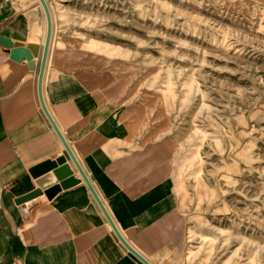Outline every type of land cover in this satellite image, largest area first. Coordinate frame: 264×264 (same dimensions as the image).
<instances>
[{
  "label": "crops",
  "instance_id": "1",
  "mask_svg": "<svg viewBox=\"0 0 264 264\" xmlns=\"http://www.w3.org/2000/svg\"><path fill=\"white\" fill-rule=\"evenodd\" d=\"M47 3L44 104L112 222L40 100L48 35L41 1L0 0V264H145L114 227L147 263L188 264L187 219L172 181L180 139L157 136L152 120H144L145 104H131L126 92L108 86L101 60L78 40L57 38L59 14ZM21 48L34 68L12 58ZM62 156L80 182L50 198L41 181H60L54 170L36 172Z\"/></svg>",
  "mask_w": 264,
  "mask_h": 264
},
{
  "label": "rangeland",
  "instance_id": "2",
  "mask_svg": "<svg viewBox=\"0 0 264 264\" xmlns=\"http://www.w3.org/2000/svg\"><path fill=\"white\" fill-rule=\"evenodd\" d=\"M47 1L57 38L180 139L187 263L264 264V0Z\"/></svg>",
  "mask_w": 264,
  "mask_h": 264
},
{
  "label": "water",
  "instance_id": "3",
  "mask_svg": "<svg viewBox=\"0 0 264 264\" xmlns=\"http://www.w3.org/2000/svg\"><path fill=\"white\" fill-rule=\"evenodd\" d=\"M40 1H41L42 5H43V7L45 9V12H46V15H47V19H48V35H47V40H46V45H45L42 65H41L40 81H39V83H40V87H39L40 100H41L42 106H43L46 114L48 115L53 127L55 128L57 134L59 135L60 139L62 140L69 157L71 158V160L75 164L76 168L80 172L82 178L88 184V186L91 189V191H92L93 195L95 196L96 200L98 201V203L103 208L105 214L107 215V218L109 219L110 222H112V220L110 219V217L107 214L106 210L104 209V206L102 205L98 195L96 194L94 188L92 187L90 181L88 180L87 176L85 175L84 171L82 170L81 166L79 165L75 155L73 154L71 148L69 147L67 141L63 137L62 133L60 132L59 128L57 127V125L53 121V119L50 116V114L48 113V111L46 109V106L44 104V100H43V96H42V80H43V75H44V71H45V66H46V62H47L48 51H49V46H50V41H51L52 22H51L50 9H49V6H48L47 2L45 0H40ZM4 44L9 46V47H12V43L9 42V41H5ZM11 55H12V58L15 59V60L21 61V60L27 59L29 61L30 68H34L33 57H32V55H31V53H30V51L28 49H23V48L14 49V50H12ZM50 170H54V175H55L56 179L58 181H60V185H54V186H52V185L55 184L56 182L55 181H51V179H49V180L48 179H44L43 181H41L43 186L49 187L46 190V194L50 198H53L54 196H56L62 189L70 188V187H72V186H74V185H76V184H78L80 182V181L76 180L73 177V171H72L70 165L67 163L66 156L59 157L55 162L49 163L44 168H42L41 171L36 172V174L37 175H41V174H43V173H45L47 171H50ZM114 229H115L118 237L120 238V240L125 244V246L135 256H137L139 259H141L145 264H149L124 241V239L122 238L120 233L117 231L116 227H114Z\"/></svg>",
  "mask_w": 264,
  "mask_h": 264
},
{
  "label": "bare ground",
  "instance_id": "4",
  "mask_svg": "<svg viewBox=\"0 0 264 264\" xmlns=\"http://www.w3.org/2000/svg\"><path fill=\"white\" fill-rule=\"evenodd\" d=\"M51 22H52V19H51ZM51 35H52V33H51Z\"/></svg>",
  "mask_w": 264,
  "mask_h": 264
}]
</instances>
